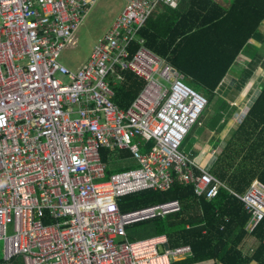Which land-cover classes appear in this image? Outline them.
Here are the masks:
<instances>
[{
	"label": "built area",
	"instance_id": "built-area-1",
	"mask_svg": "<svg viewBox=\"0 0 264 264\" xmlns=\"http://www.w3.org/2000/svg\"><path fill=\"white\" fill-rule=\"evenodd\" d=\"M180 1L125 0L88 59L71 71L58 57L76 44L96 0H0V264L190 258V245L171 247L166 235L127 236L130 225L179 213L178 200L119 208L124 196L176 183L207 201L228 190L249 215L248 236L264 221L263 183L254 180L237 194L181 148L208 99L139 36L157 8ZM123 72L144 82L127 108L113 101ZM129 160L133 167L109 173Z\"/></svg>",
	"mask_w": 264,
	"mask_h": 264
},
{
	"label": "trees",
	"instance_id": "trees-1",
	"mask_svg": "<svg viewBox=\"0 0 264 264\" xmlns=\"http://www.w3.org/2000/svg\"><path fill=\"white\" fill-rule=\"evenodd\" d=\"M163 7L162 12H153L139 36L148 49L164 58L184 79L200 85L211 100L262 25L264 0H229L227 8L213 0H183L174 9ZM121 75L112 86L113 101L127 108L144 82L131 72ZM235 115L238 126L210 171L231 191L242 194L254 180L264 184V84ZM218 121L215 118L212 128ZM172 199L181 203L179 213L128 226V239L139 240L128 230L144 225L150 230L140 239L166 235L171 247L190 245L192 257L171 264L209 260L211 264H264V221L248 236L244 226L249 215L226 189H220L214 199L207 201L197 199L191 186L176 183L168 190H144L124 196L119 208L129 211Z\"/></svg>",
	"mask_w": 264,
	"mask_h": 264
},
{
	"label": "rangeland",
	"instance_id": "rangeland-1",
	"mask_svg": "<svg viewBox=\"0 0 264 264\" xmlns=\"http://www.w3.org/2000/svg\"><path fill=\"white\" fill-rule=\"evenodd\" d=\"M217 1L220 2V4H229V0ZM124 4L125 0H96L95 4L91 7L75 32L74 38L76 44L64 48L58 57V62L71 71H75L77 68H79L88 59L93 47L99 42V40L111 27L115 18L122 10ZM257 36L261 38L264 37V34L262 33ZM252 54H255V52H252ZM257 54L259 55V57H263L264 44L259 49H257ZM262 63V74L247 76L246 67L248 66L249 62H239L237 67L235 68V73L234 70L232 71L235 75L234 78H232L234 84H230L231 87L229 86L227 94L223 97L224 99L215 94L212 99L209 100V97L205 94V92H203L204 89L200 85L197 86L198 84H193L184 79V82L186 84L193 87V89H195L197 92H201L202 94H204L208 99V105L199 118V123L191 127L188 135L185 137L182 143L181 148L184 151H191L194 148V144L198 142L199 135H202V137H204V132H206L207 135H212L210 127H212L215 118H219V121L213 129L215 132H221L222 129L226 127V125H228V123L232 119H234L232 120L231 127L229 126L230 129L228 130L223 140H225V138L226 140L230 139L228 137V134L232 132V135L236 127L238 126V122L235 119V112H240L247 105L251 98V95L254 92L256 93V85L264 84V61H262ZM249 67L250 66H248L247 68ZM256 82L259 83L257 84ZM252 83L255 84L252 86ZM239 88L241 90H239ZM225 98L226 101H223L225 100ZM213 140L216 141V139ZM205 141L207 144L210 143L209 139H205ZM122 165H125V168H130L133 167L134 164L131 160L119 162L117 163L118 168L110 170L109 173H117L123 170L124 168ZM149 230V226L134 225L133 227L129 228L128 232L135 239H140L146 236V234L149 233Z\"/></svg>",
	"mask_w": 264,
	"mask_h": 264
},
{
	"label": "crops",
	"instance_id": "crops-1",
	"mask_svg": "<svg viewBox=\"0 0 264 264\" xmlns=\"http://www.w3.org/2000/svg\"><path fill=\"white\" fill-rule=\"evenodd\" d=\"M182 1H180L179 4ZM213 1L220 4V2H218L217 0H213ZM220 5L224 8H227L229 6V4H224V3L220 4ZM162 7L163 6H160L159 8H157L156 12H162L165 9L164 7L163 8ZM262 33L264 34V21H263L262 25L260 26L258 32L253 35L251 41H249L248 44L246 45V47L244 48V50L242 52H240L235 63L230 67L228 73L225 75V77L222 79V81L220 82V84L216 88L215 94H217L218 96H220L222 98L227 94L230 84L231 85L234 84L232 78H234L235 75L233 74L232 71L234 70V73H235V68L237 67L239 62H242V63L245 61L249 62L248 66H250V67L249 68H247L248 66L246 67V70H247L246 75L247 76H251V75L255 76V75L262 74L261 73L263 71L262 61H264V55H263V57H259V55L257 54V49H259L264 44V37L260 38L257 36V35L262 34ZM252 52H255V54H252ZM250 63H251V65H250ZM256 83L258 84L259 82H256ZM239 87H241V86H239ZM258 87L260 89L261 85L260 84L256 85V89H258ZM256 89H255V91L257 92ZM239 90H241V89L239 88ZM255 94L256 93L254 92L251 95L250 100L255 96ZM248 97H250V96H248ZM250 100H249V102H250ZM223 101H226V98ZM235 113L238 114L239 111H237ZM237 118H238V116L235 115L236 121H237ZM232 120H234V119H232ZM232 120L228 123V125H226V127H224L222 129V131L218 135H216V132L213 130L214 128H212V127H210L212 135L211 134L207 135L206 132L203 133L204 137H202V135H199L198 142H196L194 144V148L189 152L192 154V156L196 157V160L198 162H200L202 166H205V167L210 166L211 167L213 165V163L215 162L217 156L221 153V151L225 147V145L229 139L226 140V138H225L226 141L223 139L231 127ZM231 133L228 134L229 138H230ZM205 139H209L210 143L207 144ZM213 139H216V141ZM122 166H125V165H122ZM196 264H211V263H207V261H203V262H198ZM251 264H255V263L253 262Z\"/></svg>",
	"mask_w": 264,
	"mask_h": 264
},
{
	"label": "bare ground",
	"instance_id": "bare-ground-1",
	"mask_svg": "<svg viewBox=\"0 0 264 264\" xmlns=\"http://www.w3.org/2000/svg\"><path fill=\"white\" fill-rule=\"evenodd\" d=\"M260 61H261V60H260ZM260 76H261V75H260ZM260 76H259V77H260ZM252 85H253V83H252ZM246 90H247V89H246ZM246 92H247V91H246ZM245 95H246V94H245Z\"/></svg>",
	"mask_w": 264,
	"mask_h": 264
},
{
	"label": "water",
	"instance_id": "water-1",
	"mask_svg": "<svg viewBox=\"0 0 264 264\" xmlns=\"http://www.w3.org/2000/svg\"><path fill=\"white\" fill-rule=\"evenodd\" d=\"M168 246H167V244L165 245V248H167Z\"/></svg>",
	"mask_w": 264,
	"mask_h": 264
}]
</instances>
